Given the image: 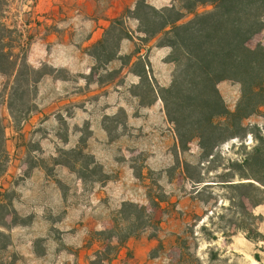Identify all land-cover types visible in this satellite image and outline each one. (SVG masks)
<instances>
[{
    "label": "rangeland",
    "instance_id": "1",
    "mask_svg": "<svg viewBox=\"0 0 264 264\" xmlns=\"http://www.w3.org/2000/svg\"><path fill=\"white\" fill-rule=\"evenodd\" d=\"M4 1L3 20L15 30L14 52L21 54L23 45L28 57L38 37L37 0ZM126 30L131 38L121 39ZM137 33L128 19L125 25L112 27L108 49L116 57L110 62L91 55L94 45L84 48L87 57L74 71L48 62L35 67L28 61L46 75L36 86V110L19 130L11 117L1 119L5 138L0 146L9 154L7 170L12 159L27 166L17 172L11 186L1 185L7 192L3 200L9 216L5 226L0 218V264H264V203L255 208L248 204L261 218L257 227L262 238L255 242L230 222L237 219L230 189L204 187L208 182L197 187L182 171L185 163L203 162L197 173L205 181H219L232 162L252 151L257 139L252 133L232 139L209 161L201 157L197 141L188 151L179 150L163 102L150 104L152 95L141 86L169 87L174 65L166 61L168 56L163 60L153 51L158 38L145 45ZM259 45L264 46V32L248 43L251 49ZM139 56L149 64L143 81L136 75L142 68L134 65ZM57 82L65 84L67 94H60ZM9 83L0 74V94L6 103ZM218 88L234 111L241 85L223 80ZM5 110L10 116L8 105ZM34 118L35 124L26 128ZM244 125L249 132L258 127L264 136V108ZM71 150L76 152L66 156ZM76 155V170L85 179L61 163L73 166ZM4 164L2 155L0 165ZM38 168L44 176L35 171ZM128 202L145 206L151 222L143 232L134 229L138 234L121 243L118 236L127 232L120 212Z\"/></svg>",
    "mask_w": 264,
    "mask_h": 264
},
{
    "label": "trees",
    "instance_id": "2",
    "mask_svg": "<svg viewBox=\"0 0 264 264\" xmlns=\"http://www.w3.org/2000/svg\"><path fill=\"white\" fill-rule=\"evenodd\" d=\"M135 1L134 10L114 20L112 27L125 25L126 19H136L137 32L145 45L158 38L157 47L171 49L166 59L174 65L170 86L160 90L150 83L141 86L152 95L150 104L158 99L163 102L167 119L174 125L179 150L186 152L189 145L197 141L201 157L209 161L220 145L232 139H245L249 133L257 139L258 144L252 151L243 160L232 162L228 174L219 181H205L197 173L203 162L195 166L185 163L182 171L186 180L197 187L208 182L204 187L230 189L237 217L230 222L249 240L260 241L262 234L257 223L261 218L250 211L248 204L255 208L264 203V136L258 127L254 128L255 132H249L244 121L264 108V46L248 47L252 38L264 32V0H173L163 8H156L147 0ZM4 5L5 1L0 0V74L11 82L7 105L15 128L19 130L36 110L34 93L46 73L28 63L23 45H20L21 54H15L12 46L15 30L3 20ZM188 16L193 17L184 21ZM112 27L92 47L91 55L98 61L107 58L110 62L116 57L108 49ZM126 31L121 39L131 38ZM134 65L142 68L136 74L142 81L148 78L145 69L149 64L145 58L139 56ZM223 80L241 85V97L234 111L228 109L219 91L218 84ZM136 96L141 97L140 94ZM2 104L0 94V106ZM4 138L5 128L0 120V141ZM0 151L5 163L0 165L1 179L7 170L9 154L4 146H0ZM75 152L71 150L66 156ZM78 161L76 155L73 166L68 161L61 163L77 172ZM77 173L85 179L81 170ZM6 193L0 185L3 226L9 216V205L3 200ZM120 215L127 232L124 237L118 236L121 243L138 234L134 229L143 232L151 222L148 209L131 202L123 205Z\"/></svg>",
    "mask_w": 264,
    "mask_h": 264
},
{
    "label": "crops",
    "instance_id": "3",
    "mask_svg": "<svg viewBox=\"0 0 264 264\" xmlns=\"http://www.w3.org/2000/svg\"><path fill=\"white\" fill-rule=\"evenodd\" d=\"M147 2L156 8H163L169 6L173 0H147ZM135 3V0H37L34 8L37 15L38 37L28 51L29 63L38 67L41 63L48 62L54 67H66L74 71L87 57L84 48L98 43L115 19L126 15L128 10H134ZM128 21L134 25L137 33L138 20L129 18ZM47 29L53 31L47 32ZM154 40L150 41V45H153ZM152 47L163 60L171 51L168 47ZM54 85L60 88V94H67L64 83L57 82ZM1 106L0 120L8 118L10 121V116H7L5 110L7 103L3 102ZM36 119L28 121L26 128L35 124ZM25 131L26 129L21 132ZM17 163L16 159H12L10 168L0 179V185L4 188L11 186L17 172H21L27 166L26 163ZM35 171L45 175L42 169L38 168Z\"/></svg>",
    "mask_w": 264,
    "mask_h": 264
}]
</instances>
